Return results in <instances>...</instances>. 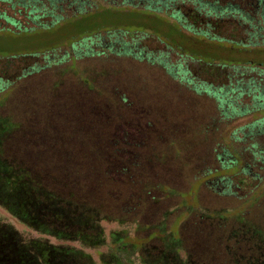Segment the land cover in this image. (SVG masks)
<instances>
[{
  "label": "rangeland",
  "instance_id": "1",
  "mask_svg": "<svg viewBox=\"0 0 264 264\" xmlns=\"http://www.w3.org/2000/svg\"><path fill=\"white\" fill-rule=\"evenodd\" d=\"M55 1L13 0L45 15L28 21L0 0L20 22L0 15V78L10 79L0 115L18 126L5 141L31 159L66 155L69 166L46 175L98 210L99 226L59 238L0 204V231L14 235L0 246L20 245L24 264H264V162L252 151L264 148V112L223 116L254 105L249 89L264 73L248 69L264 62L253 53L264 46L261 23L207 16L188 0ZM247 1L233 0L244 15ZM205 31L253 52L223 51ZM181 69L212 91L181 81ZM240 82L246 95L224 104L219 91ZM255 121L259 134L234 140Z\"/></svg>",
  "mask_w": 264,
  "mask_h": 264
},
{
  "label": "trees",
  "instance_id": "2",
  "mask_svg": "<svg viewBox=\"0 0 264 264\" xmlns=\"http://www.w3.org/2000/svg\"><path fill=\"white\" fill-rule=\"evenodd\" d=\"M5 2H9L11 4L13 0H3ZM82 0H71L73 3H78ZM127 1V0H125ZM124 1V4L126 2ZM152 1V0H151ZM160 0H157L159 2ZM184 1V0H183ZM188 2L192 5L195 4V6H201L202 9H208L206 11L207 16H210L211 14H214L215 17L221 18L222 15L227 16L229 19H239L243 21V23L249 25L251 28H255L253 25L256 23L255 21H259L262 25V29H264V0H249L247 1V5L245 8H249L251 13L244 15V11L240 8V4L234 3L232 1L225 2L221 5L220 1H205L202 3V0H188ZM58 4L55 1L54 3L50 2V5L53 6V8H56ZM14 5V4H13ZM18 7H15L17 6ZM71 5V4H70ZM194 6V7H195ZM126 7H130L126 5ZM200 7V8H201ZM16 13L19 15L25 11L26 17L28 21L29 19H34L38 15L35 13L34 7L28 10V7H22L19 3L14 5L12 7ZM195 8L193 16L195 18H200L201 14L198 11L200 9ZM149 10V8H146ZM39 12V11H38ZM252 14V15H250ZM255 14V15H254ZM0 15L6 16L9 21L15 22L17 25H20V22L15 17H10L6 14V12H1L0 9ZM43 15V14H42ZM41 15V16H42ZM41 16H38L41 18ZM45 16V15H43ZM42 16V17H43ZM6 23L10 24L6 21ZM221 23V22H220ZM224 23V22H222ZM245 24V25H246ZM238 27V24H236ZM208 26L211 27V23H208ZM239 26L241 27L242 24L239 23ZM209 32H204V34H199V37H203L206 40L211 38L208 34ZM258 36V32L254 33ZM264 37V36H263ZM190 38V37H188ZM184 39V38H183ZM185 40L186 47L192 48L191 46L194 44L195 47H197V41L193 38V43H190L189 41ZM188 40V39H187ZM191 40V39H189ZM213 43L216 46L221 47L223 51L225 49H229L228 53L238 55L239 53L245 55V53L253 52L252 49H249L250 47L247 45L249 43L246 42H236L233 40H223L222 38L216 37V39L211 38L207 41ZM200 47H203V51L207 50V45H202ZM219 50L216 49V52ZM258 56H264V46L259 47L258 49L253 52ZM238 53V54H237ZM207 55L206 58L208 60H211L213 58L214 52L205 53ZM255 54V55H256ZM251 60V59H250ZM206 61V60H205ZM204 63V62H202ZM264 65V62H256L252 61L251 65L252 67H249L248 70L255 71L257 70V73H264V70L259 69L261 65ZM253 66H257L256 68H253ZM252 68V69H251ZM30 69H27L23 71L24 75L29 74ZM181 81L185 82L188 81L191 77L190 71H185L184 69H181ZM10 79H3L0 78V89H5L6 86L9 85ZM6 81V82H5ZM189 84H193L196 90H199L198 92H201L204 90L205 92H211L212 90L209 89L205 84L203 83H194V78L190 79ZM241 83V82H240ZM238 83L237 86H233L229 89L222 88L219 91L220 98L223 100V103L226 104L228 101H230L232 98L243 97L246 95V91L244 90V84ZM264 83L263 78H258L254 80L251 84L252 87L249 89L250 92H254L253 106H243L239 108L230 107V112H228L224 109L223 110V116L228 119L232 120L235 115L242 114V116H246L249 112H264V89L262 88V85ZM208 85V84H207ZM209 86V85H208ZM216 92V89H215ZM260 102V104H258ZM230 103V102H229ZM232 103H230V106ZM255 109V110H254ZM264 123V119H263ZM257 124L258 122L255 121L250 128L243 132L242 129L235 130L234 133V140L235 141H241L245 137L250 136H256L260 132H257ZM17 124L13 121V119L8 116H2L0 115V204L3 205L5 208L8 209V211L19 218L21 222L24 224L34 228L38 229L43 233L51 234L54 236H57L59 238H84L88 234L87 232H93L95 231L99 226L98 219L100 217L98 210L93 209V207L86 206L85 202L83 200H80L76 197H74L73 194H68L67 191L68 188L65 186L68 185V182L63 181L64 185L58 186L53 179H51L49 176L46 175V171L54 169V168H60V167H68L70 163V159L66 155H54L50 157H36L34 159H31L29 155L25 156H19L16 153H12L7 149L6 146V137H8L13 131H15L17 128ZM261 128V127H259ZM240 134L242 136H240ZM126 146H129V143H125ZM26 144L21 145V148L24 147ZM52 145V144H51ZM131 146V145H130ZM36 147V146H35ZM59 147H62L60 145H57L54 143V150L58 149ZM112 147V145H111ZM29 148V147H28ZM252 151L254 152L255 156H259L260 160L264 162V148L253 144L252 145ZM113 158H116L114 154L112 155ZM111 156V157H112ZM111 158V159H113ZM235 162L232 161V164ZM247 172V171H245ZM67 173V172H66ZM123 177L126 175H122ZM66 187V188H65ZM90 207V208H89ZM90 228L91 230H89ZM8 231V230H7ZM11 231V229H10ZM3 232L0 231V235H5L8 239L14 238V235L10 232ZM96 236V235H95ZM99 236V235H98ZM96 236V237H98ZM93 237V238H96ZM99 239L102 240V236H99ZM98 240V239H96ZM0 238V242H1ZM2 244V243H1ZM10 247H1L0 246V264H24L23 261H20V251L19 246L15 243H12L11 245H8ZM24 247V246H23ZM23 247H20L21 249ZM10 250V252L8 251ZM3 253V254H2ZM12 255V256H9ZM8 259V261H7ZM26 260V257H25Z\"/></svg>",
  "mask_w": 264,
  "mask_h": 264
}]
</instances>
